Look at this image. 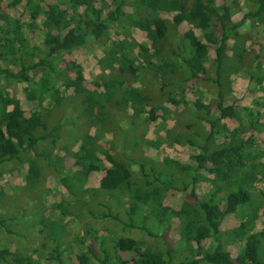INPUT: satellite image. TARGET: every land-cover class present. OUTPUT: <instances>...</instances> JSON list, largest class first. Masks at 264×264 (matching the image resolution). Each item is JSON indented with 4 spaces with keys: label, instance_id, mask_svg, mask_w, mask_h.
Returning a JSON list of instances; mask_svg holds the SVG:
<instances>
[{
    "label": "trees",
    "instance_id": "obj_1",
    "mask_svg": "<svg viewBox=\"0 0 264 264\" xmlns=\"http://www.w3.org/2000/svg\"><path fill=\"white\" fill-rule=\"evenodd\" d=\"M2 1L0 177L26 165L20 189L35 187V194L44 175L53 174L66 195L50 204V214L59 215L43 212V220L31 221L33 231L11 225L16 216L0 217V264H264V190L256 187L264 179V47H254L247 28L249 20L264 22V0L237 3L240 19L223 0H8V7L27 10L26 23L7 15ZM184 24L189 31L183 33ZM133 28L149 44L138 41ZM36 30L42 38L32 43L28 32ZM92 42L101 56L88 78L81 63L64 57ZM240 71L247 92L260 93L251 104H239L234 95L233 75ZM10 81L25 83L26 98L36 102L30 115L7 89ZM76 102L96 131L83 133L78 147L67 151L75 160L67 173L57 142L67 125L63 111ZM118 110L132 131L140 118H179L183 128L174 139L192 149L188 160L166 156L147 163L119 154L122 145L104 134L115 125H105L107 113ZM104 160L110 163L106 177L89 186ZM129 161L139 165L137 173ZM204 182L210 189L199 194ZM169 191L180 193L178 206L165 201ZM10 196L0 187L1 203ZM73 204L123 229L144 230L161 247L89 229L68 236ZM229 215L237 218L228 234L239 242L234 255L224 246ZM173 219L181 247L168 237Z\"/></svg>",
    "mask_w": 264,
    "mask_h": 264
},
{
    "label": "rangeland",
    "instance_id": "obj_2",
    "mask_svg": "<svg viewBox=\"0 0 264 264\" xmlns=\"http://www.w3.org/2000/svg\"><path fill=\"white\" fill-rule=\"evenodd\" d=\"M192 0H188L191 3ZM220 1V0H219ZM227 5L231 7L235 6L236 11L233 14L235 19H240L242 17L243 10L237 7L245 5V0H223ZM52 0H47L46 4L52 3ZM8 0H3L1 7L2 10L9 15L11 18H18L21 22L26 23L29 21V14L27 10L19 5L16 8H11L7 6ZM236 4V5H234ZM127 11L132 12L131 8H126ZM164 17H171L170 14H163ZM40 22V19H38ZM40 24V23H39ZM247 28L249 29V34L252 36V41L254 42V47L257 48L260 45L264 47V22L263 23H253L248 21ZM180 30L184 32L189 31V27L184 24L180 27ZM198 33V30H196ZM133 34L141 43L149 44V40L145 37L143 31L138 28H133ZM28 37L32 43H39L42 38V31H29ZM101 56V49L96 43H89L86 47L74 50L71 54H65L64 58H73L84 67L85 74L88 78H91L97 68V59ZM234 84L233 90L236 100L239 104H251V100L257 97L260 93H249L247 92L248 78L246 73L239 72L233 75ZM7 89L10 94L15 98L18 106L21 107L26 115H30L36 106L35 101L28 100L24 94L23 87L25 83L10 81L6 84ZM172 107L171 105H168ZM14 105L10 106L13 109ZM80 108L79 103L73 104V109L63 111L64 120L67 125L64 126L63 130L60 132V137L57 142L56 150L57 154L64 155V165L66 167L65 172L69 173L71 169L69 167L75 166V160L72 156L67 155L69 149L77 148L80 143V138L86 131L94 132L96 131V125L91 119L86 118L79 114L78 109ZM113 113H107L105 125H114L113 129H105V138L108 140H113L114 144L122 145L117 151L119 154L121 152L129 154L136 160H143L148 162H158L162 158L168 156L180 160H188L190 151L192 150L189 146L183 145L174 139V135L180 127L183 128V123L178 118L171 117L170 115H164L158 117L156 120L149 118L138 119V127L135 131H132L129 125V119L125 114V111H112ZM159 112V111H158ZM158 114V113H157ZM162 114V113H161ZM117 123H114V120ZM113 121V122H110ZM230 125H234L235 121H229ZM261 135L262 138L259 142L264 148V120L261 124ZM263 129V132H262ZM126 131V132H124ZM128 133V134H127ZM129 166L132 170L137 173L139 171V165L129 161ZM110 167V163L103 161L102 169L93 172L88 180V185L91 187H98L103 179L106 177L107 169ZM26 173V165L17 168L16 170L5 172L0 177V187L5 191V193L11 194L9 200L5 203L0 202V217L6 216H16V220L10 221L11 225L21 224L25 230L32 228L31 221L43 220V212L45 215L50 217L53 215H59V212H54L50 214V204L62 199L65 196V189L59 182L57 177L53 174H45L41 184L32 190L28 188L20 187L24 184V175ZM257 189L264 190V179L256 182ZM210 189V184L204 182L198 188L199 194H204ZM33 191L31 195L30 192ZM17 196H13L15 194ZM169 191L165 193V201L174 206H178L181 203L180 193H172ZM182 194V193H181ZM72 201V199H71ZM25 205V209L22 206ZM73 214L70 215L66 220L69 225L67 230V235L75 234L82 230L89 229L92 232H99L101 234L107 235L108 232L113 233L115 236L128 235L136 238L139 241L145 242L152 247H161V242L157 239L148 235L144 230L139 228L123 229L121 223L111 218H96L87 211V207H80L73 204L71 207ZM237 225V218L234 215H229L222 224V229L224 230L225 236H228L230 230ZM178 226L179 223L176 219H173V228L169 233L171 241L175 243L176 246L181 245L177 242L178 239ZM260 221L257 223V230L260 229ZM20 230V228L18 229ZM23 229H21L22 231ZM24 230V231H25ZM22 231V233L24 232ZM31 231H33L31 229ZM224 246L227 248L228 252L232 255L236 254L239 250V242L231 241L229 236L226 238ZM44 264H54L44 261Z\"/></svg>",
    "mask_w": 264,
    "mask_h": 264
}]
</instances>
